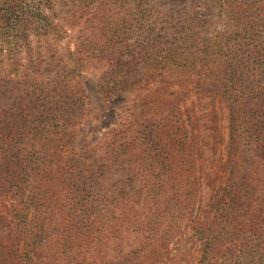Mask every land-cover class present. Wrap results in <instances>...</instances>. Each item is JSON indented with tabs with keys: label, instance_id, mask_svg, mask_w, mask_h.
<instances>
[{
	"label": "rangeland",
	"instance_id": "1",
	"mask_svg": "<svg viewBox=\"0 0 264 264\" xmlns=\"http://www.w3.org/2000/svg\"><path fill=\"white\" fill-rule=\"evenodd\" d=\"M243 9L264 27V0H0V95L7 103L0 120L8 111L0 130L6 157L0 182L28 178L21 192L10 184L0 194V264H230L225 250L233 244L216 245V180L227 157L229 110L201 98L193 83L175 86L185 91L171 97L157 92L159 79L108 95L100 87L112 69L106 45L120 52L144 42L143 53L153 55L151 34L169 40L179 26L172 14L186 16L180 26L197 25L201 40L216 42L222 34L237 45L246 42ZM3 26L12 34L3 36ZM167 120L192 130L183 134L184 160L170 151L177 155L172 169L186 174L154 189L149 171L167 174L171 162L148 161L158 151L147 142L154 125ZM116 139L123 146L118 159L110 147ZM14 154L38 163L24 170L11 164ZM31 200L38 205L25 220L19 214ZM36 209L47 233L32 246ZM249 219L264 234V220ZM134 220L159 230L127 231ZM18 236L23 241L16 245ZM233 240L234 264H264V245H257L264 235L238 231ZM19 252L33 261L19 259Z\"/></svg>",
	"mask_w": 264,
	"mask_h": 264
},
{
	"label": "trees",
	"instance_id": "2",
	"mask_svg": "<svg viewBox=\"0 0 264 264\" xmlns=\"http://www.w3.org/2000/svg\"><path fill=\"white\" fill-rule=\"evenodd\" d=\"M240 13L248 20L243 28L247 36L246 42L240 41L237 45L231 42V38H226L223 41L225 36L222 34L216 36V42H211L206 38L201 40L203 34L197 25L180 26L179 18L185 20L186 16L180 15L178 18L175 14H172L171 17L179 26L171 28L173 35L170 36L169 40L159 33L151 34L154 36L150 38L153 41L151 45H154L153 48H157V52L153 55L143 53L149 49V44L144 42L140 43L139 48L124 46L125 50L120 52H115L117 49L112 47L113 44L106 45L110 47L108 50L112 53V55L106 56L112 69L103 78L100 87L101 92L108 95L128 91L143 84L146 87L161 80L163 86L157 89V92L163 96L171 97L173 93L185 91H173L175 86L186 89L188 85L193 83L196 93L201 98H209L213 102H219L229 110L230 126L227 157L221 165L222 174L216 180L220 183L216 186V211L218 213L216 215L218 217L216 220V245L233 244L225 250L226 262L230 264H234L233 238L236 232L240 231L243 234L247 231H254L256 235L261 237L264 235L259 231L261 225L256 226L257 223L247 225L245 223L249 217V222L264 220V36L260 34V30L264 31V27H257L251 21V19H258L259 16L253 18L245 9L241 10ZM171 29L163 27L161 31L167 32ZM182 29L185 31L184 34H181ZM2 30L3 36L4 34L7 36L12 34L8 26H3ZM200 41L203 43L201 48H198ZM12 45L14 47V44ZM161 45L164 48H160ZM170 45L172 46L170 47ZM191 50H195V52L192 53ZM142 65L144 66L142 67ZM193 78L195 81L192 80ZM3 99L4 97L0 95V109L7 106L6 102H2ZM20 109L22 111L23 107ZM7 113L8 111H3L4 121L0 120V130L6 123ZM0 119H2L1 116ZM154 120L155 118H151L148 122ZM181 129L185 131L179 133L178 131ZM213 130L216 135V144L222 143L224 138L220 132L217 118ZM186 132L190 135L192 130H187L185 124L179 121L172 123L167 120L154 125L150 140L147 143H151L158 154L148 161L157 163V160L167 159L171 162V169H166L167 174L158 175L154 171H149L152 181L149 180L151 182L148 183H152L154 189H162L169 183L178 181L181 173L186 174V170L177 172L172 169L174 162H177V155L172 156L170 153V151L178 152L184 160L189 149L185 141L187 137L183 135ZM110 147L113 156L118 159L123 148L120 140H114L113 143H110ZM5 159V156L0 155V169L5 165L1 164ZM13 160L14 162L11 164L24 167V170H32L38 163L34 161L32 155L20 158L14 154ZM192 162L193 159H190L189 163ZM183 164L185 165L184 162ZM23 177V179L12 177L7 181L2 180L0 182V194L9 191L10 184L18 192H21L24 189L23 185L28 182V178ZM8 184L9 186H7ZM162 203L160 202L159 205L161 206ZM35 204L37 203L36 201L34 203L33 200L26 203L19 216L26 220L28 212L32 211V206ZM33 215L34 231L30 233V238L32 246H37L47 233V223H45L43 213L37 209ZM23 223H25L24 220ZM128 227L127 231L132 228L138 232L159 230V227L152 228L142 222L137 223V221H132ZM15 241L17 242L16 245H19L23 238L18 236ZM245 245L246 243H244ZM257 245H264V241H260ZM27 247L30 246L27 245ZM32 251L35 252L34 249ZM28 252L29 250L26 253ZM18 255L19 259H26L28 263L33 261L32 256H26L28 254L22 255L19 252Z\"/></svg>",
	"mask_w": 264,
	"mask_h": 264
}]
</instances>
